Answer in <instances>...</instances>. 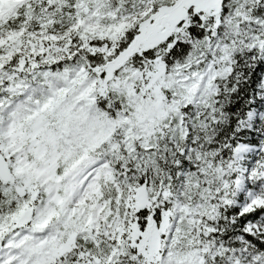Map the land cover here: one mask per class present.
<instances>
[{
  "label": "snow or ice",
  "instance_id": "snow-or-ice-1",
  "mask_svg": "<svg viewBox=\"0 0 264 264\" xmlns=\"http://www.w3.org/2000/svg\"><path fill=\"white\" fill-rule=\"evenodd\" d=\"M0 264H264V0H0Z\"/></svg>",
  "mask_w": 264,
  "mask_h": 264
}]
</instances>
